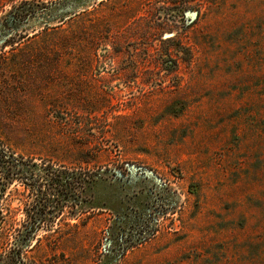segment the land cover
Segmentation results:
<instances>
[{"label": "rangeland", "instance_id": "obj_1", "mask_svg": "<svg viewBox=\"0 0 264 264\" xmlns=\"http://www.w3.org/2000/svg\"><path fill=\"white\" fill-rule=\"evenodd\" d=\"M0 264H264V0H0Z\"/></svg>", "mask_w": 264, "mask_h": 264}, {"label": "trees", "instance_id": "obj_2", "mask_svg": "<svg viewBox=\"0 0 264 264\" xmlns=\"http://www.w3.org/2000/svg\"><path fill=\"white\" fill-rule=\"evenodd\" d=\"M6 160V159H5ZM126 170V169H125ZM123 170L122 173H126V171ZM55 175L57 176V178H62L61 175H63V177L66 178L67 183H72V185L74 186L78 181H82V180H86L87 182H91L93 180V175L92 172L90 170H72V171H63V170H59L58 172L55 171ZM113 174H117V172H114Z\"/></svg>", "mask_w": 264, "mask_h": 264}]
</instances>
